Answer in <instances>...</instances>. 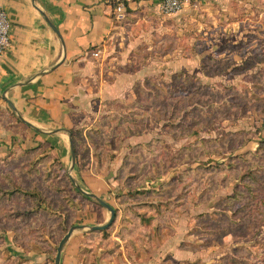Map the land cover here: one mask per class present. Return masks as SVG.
<instances>
[{
	"label": "rangeland",
	"instance_id": "1",
	"mask_svg": "<svg viewBox=\"0 0 264 264\" xmlns=\"http://www.w3.org/2000/svg\"><path fill=\"white\" fill-rule=\"evenodd\" d=\"M158 18L118 24L99 54L108 79L129 76L149 99L128 88L75 131L80 175L108 183L121 213L106 238L82 231L85 252L119 235L144 262L264 264V0L192 1ZM177 100L186 123L170 114ZM34 143L0 104V264H53L87 210L73 172Z\"/></svg>",
	"mask_w": 264,
	"mask_h": 264
},
{
	"label": "crops",
	"instance_id": "2",
	"mask_svg": "<svg viewBox=\"0 0 264 264\" xmlns=\"http://www.w3.org/2000/svg\"><path fill=\"white\" fill-rule=\"evenodd\" d=\"M184 1L200 4L221 0ZM0 9L6 12L10 25L9 46L0 57V104L31 144L47 147L59 167L69 170V138L72 140L80 120L112 114L107 106L123 99L124 90L137 88L134 84L125 88L121 83L129 76L108 79L99 63L100 55L92 54L101 53L118 24L133 26L141 16H171L161 13L156 0L130 3L121 20L111 6L98 0H0ZM72 172L83 192L118 209L111 186L99 175L81 176L77 165ZM86 205L76 226L107 223L110 214L97 210L90 202ZM120 216L119 212L117 219ZM85 230L73 232L62 249L59 264H164L160 258L146 262L139 259L136 251L140 249L119 235L109 237L106 245L92 249L89 255L85 252ZM32 260V264H49L48 255Z\"/></svg>",
	"mask_w": 264,
	"mask_h": 264
},
{
	"label": "built area",
	"instance_id": "3",
	"mask_svg": "<svg viewBox=\"0 0 264 264\" xmlns=\"http://www.w3.org/2000/svg\"><path fill=\"white\" fill-rule=\"evenodd\" d=\"M99 2L112 7L117 19L125 17L127 6L136 0H98ZM161 13L165 16H174L180 13L185 5L184 0H156ZM10 25L7 14L0 9V57L6 52L9 46ZM98 52L93 53V57H98Z\"/></svg>",
	"mask_w": 264,
	"mask_h": 264
},
{
	"label": "trees",
	"instance_id": "4",
	"mask_svg": "<svg viewBox=\"0 0 264 264\" xmlns=\"http://www.w3.org/2000/svg\"><path fill=\"white\" fill-rule=\"evenodd\" d=\"M137 92H136V96H137V101H138V99H143V98H145L146 100H148L149 99V96H148V94H147V92H145V90H142V88H141V86H138L136 89H135ZM172 92H174V90L172 91ZM183 104H184V102L183 101H181V100H177V104L176 105H172V106H170V108L172 109L171 111V115H173V116H176V117H178V116H181L182 117V121L184 122V121H186L187 120V113L186 114H183L182 112H183ZM143 104H140V103H134V104H131L129 107L130 108H138V107H141ZM131 110V109H130ZM112 117L110 116L109 117V123L107 122V124L109 125V127H111V123L112 122H114V119L112 118ZM134 119V118H133ZM132 118L131 119H128V120H125V121H127V122H132V121H134ZM104 122H106L105 121V119H104ZM184 123H186V122H184ZM191 125H192V123H191ZM190 125V126H191ZM108 127V126H107ZM105 128V127H104ZM101 128H99V130L97 129H95V133L97 132V133H102V132H99V131H101L100 130ZM113 129H114V127H113ZM92 133L93 134H95L94 132H91L90 134H88V138L89 139H91L92 140ZM103 134H105V132L104 133H102L101 135H103ZM95 135H97V134H95ZM72 142H73V147H74V152H75V157L77 156L76 155V143H77V140H76V135H75V132H73L72 133ZM92 142V141H91ZM252 178V177H251ZM252 179H255V178H252ZM72 183V182H71ZM243 187H244V189L246 190V191H248V192H250V193H252V188H251V186H249L248 184H244L243 183ZM76 192L78 193V194H80V192L76 189ZM130 193V192H129ZM145 195V193L144 192H140V191H135L133 194H128L126 197H128L129 198V200H131L132 198H134V199H136L135 197H137V196H144ZM233 197H231V198H229L230 200H233V199H240L239 198V196H241V194H240V192H238L237 190H234V193H233ZM83 199L85 200V201H88V202H90V203H93V204H95V205H97L98 207H100V208H102L95 200H93V199H90V198H88L87 196H83ZM259 200H261V198L259 199ZM102 209H104V208H102ZM117 214H118V212H117V210H115V219H116V217H117ZM115 221V220H114ZM145 222H147V223H149V220H144ZM114 224V222L112 223V225ZM111 225V226H112ZM110 226V227H111ZM72 227V226H71ZM70 227V228H71ZM109 227V228H110ZM69 228V229H70ZM108 228V229H109ZM68 229V230H69ZM68 230H67V232H68ZM66 232V233H67ZM101 233V235L102 236H104V238H106V237H108V230L106 229V230H103V231H95V232H91V233ZM65 233V234H66ZM64 234V235H65ZM132 245V244H131ZM57 248V247H56ZM55 254H56V250H55ZM54 262V259L52 260V263Z\"/></svg>",
	"mask_w": 264,
	"mask_h": 264
},
{
	"label": "water",
	"instance_id": "5",
	"mask_svg": "<svg viewBox=\"0 0 264 264\" xmlns=\"http://www.w3.org/2000/svg\"><path fill=\"white\" fill-rule=\"evenodd\" d=\"M52 29L57 33L56 29L53 26H52ZM69 144H70V152H71V167H70V171H72L74 166H75L76 157H75L73 142H72L71 138H69ZM70 179H71V177H70ZM71 182L75 185V181L73 179H71ZM76 189L80 193H82L83 195L95 200L102 208H104L105 210H107L109 212L110 217H109L107 223L102 225V226H97V227L72 226L68 230V232L62 237V239L59 241V243L57 245V248H56V254H55V257H54L53 264H59L62 249H63L65 243L69 240V238L73 234V232H75L76 230H79V229H87L90 232L103 231V230L108 229L112 225L114 220H115V210L109 204H107L104 200L100 199L99 197H97L95 195L87 194V193L83 192L81 190V188L78 187V186H76Z\"/></svg>",
	"mask_w": 264,
	"mask_h": 264
}]
</instances>
